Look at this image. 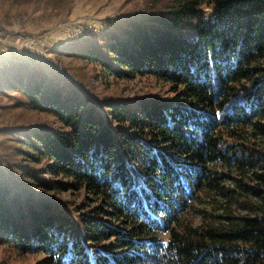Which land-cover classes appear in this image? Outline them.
<instances>
[{
	"label": "trees",
	"instance_id": "obj_1",
	"mask_svg": "<svg viewBox=\"0 0 264 264\" xmlns=\"http://www.w3.org/2000/svg\"><path fill=\"white\" fill-rule=\"evenodd\" d=\"M68 54L171 97L96 106L38 70H4L0 93L56 126L7 135L45 162L0 170V246L40 264H264V0L153 2ZM29 188L85 197L68 211Z\"/></svg>",
	"mask_w": 264,
	"mask_h": 264
},
{
	"label": "rangeland",
	"instance_id": "obj_2",
	"mask_svg": "<svg viewBox=\"0 0 264 264\" xmlns=\"http://www.w3.org/2000/svg\"><path fill=\"white\" fill-rule=\"evenodd\" d=\"M166 0H0V74L7 68L25 65L38 70L47 78L59 80L78 89L94 105L101 100L155 99L171 97L167 84L153 78L113 80L97 67L69 56L70 49L83 40L136 18L153 2ZM205 14L209 13L204 9ZM24 40L20 48L8 46V41ZM18 94L0 93V170L7 176L9 167L23 166L37 170L44 160L32 162L14 150L21 145L7 137L9 132L54 129L53 120L18 106ZM16 134V133H15ZM264 148V138L254 140ZM36 200H48L70 211L84 200L82 192H44L29 188ZM185 223L195 224L193 213L181 215ZM164 235L158 240L163 241ZM42 255L20 254L11 246H0V264H40Z\"/></svg>",
	"mask_w": 264,
	"mask_h": 264
},
{
	"label": "built area",
	"instance_id": "obj_3",
	"mask_svg": "<svg viewBox=\"0 0 264 264\" xmlns=\"http://www.w3.org/2000/svg\"><path fill=\"white\" fill-rule=\"evenodd\" d=\"M23 43H27V41L24 40H18V41H8V46H12L13 48H20Z\"/></svg>",
	"mask_w": 264,
	"mask_h": 264
},
{
	"label": "bare ground",
	"instance_id": "obj_4",
	"mask_svg": "<svg viewBox=\"0 0 264 264\" xmlns=\"http://www.w3.org/2000/svg\"><path fill=\"white\" fill-rule=\"evenodd\" d=\"M10 47H12V46H10Z\"/></svg>",
	"mask_w": 264,
	"mask_h": 264
}]
</instances>
